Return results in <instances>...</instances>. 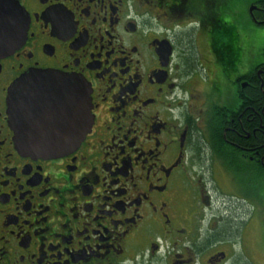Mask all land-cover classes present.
Wrapping results in <instances>:
<instances>
[{
    "label": "flooded vegetation",
    "instance_id": "flooded-vegetation-1",
    "mask_svg": "<svg viewBox=\"0 0 264 264\" xmlns=\"http://www.w3.org/2000/svg\"><path fill=\"white\" fill-rule=\"evenodd\" d=\"M238 2L250 50L229 23ZM15 25L22 46L0 52V264H264V0H0V43ZM36 69L90 95L92 129L62 157L28 155L11 125L10 87Z\"/></svg>",
    "mask_w": 264,
    "mask_h": 264
},
{
    "label": "water",
    "instance_id": "water-1",
    "mask_svg": "<svg viewBox=\"0 0 264 264\" xmlns=\"http://www.w3.org/2000/svg\"><path fill=\"white\" fill-rule=\"evenodd\" d=\"M13 12H15L13 8ZM15 25L0 52L22 46L26 33ZM8 109L16 141L29 155L62 157L81 145L92 129L91 99L82 80L53 71H30L10 87Z\"/></svg>",
    "mask_w": 264,
    "mask_h": 264
},
{
    "label": "rangeland",
    "instance_id": "rangeland-1",
    "mask_svg": "<svg viewBox=\"0 0 264 264\" xmlns=\"http://www.w3.org/2000/svg\"><path fill=\"white\" fill-rule=\"evenodd\" d=\"M247 3L243 2V3H239L236 6L237 10V19H235L234 21L232 20L231 22H229L230 24H232V26L235 27L236 31V36H238L239 40H240V46L243 49H251L252 47L254 48L255 44L254 42V37H255V32L253 31L252 27L253 25L250 23L249 18H248V12H247ZM263 39V35L259 41V43L261 42V40ZM258 43V44H259ZM227 188L225 189V193L228 196H231L233 199L248 204V206H250L251 208V212L253 214H255V216H259L260 214V206L258 203L257 198L254 197H248V195H246L245 193L248 192V189L246 187V185L242 184V183H233V182H227L226 183ZM217 198L219 199V202H217V206L219 208H231L236 209V207H238L237 202L235 203V201L229 197H218L216 195ZM242 206V205H241ZM244 212V209H243Z\"/></svg>",
    "mask_w": 264,
    "mask_h": 264
}]
</instances>
